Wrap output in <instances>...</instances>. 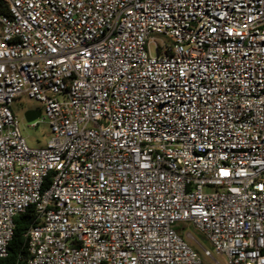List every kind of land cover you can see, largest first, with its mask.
Returning <instances> with one entry per match:
<instances>
[{
    "label": "built area",
    "instance_id": "built-area-1",
    "mask_svg": "<svg viewBox=\"0 0 264 264\" xmlns=\"http://www.w3.org/2000/svg\"><path fill=\"white\" fill-rule=\"evenodd\" d=\"M4 1L0 259L31 208L25 264H264V0Z\"/></svg>",
    "mask_w": 264,
    "mask_h": 264
},
{
    "label": "rangeland",
    "instance_id": "rangeland-1",
    "mask_svg": "<svg viewBox=\"0 0 264 264\" xmlns=\"http://www.w3.org/2000/svg\"><path fill=\"white\" fill-rule=\"evenodd\" d=\"M149 53L151 56H155V48L153 44L149 45ZM27 110H39L42 112V107L39 102L29 99L27 97L21 96L11 102L10 111L13 117L16 119L18 124V129L22 138H24L26 145L29 148L37 149L44 147L46 142L50 138V130L47 123H39L37 127L32 128L30 123H27L24 118V113ZM183 235L186 236L187 243L196 251H200L199 247L206 248L211 251L212 259L217 264H227L226 260L215 254L212 251L210 245L203 240V236L200 235L193 227L186 226L183 229ZM212 259H203L204 264H215Z\"/></svg>",
    "mask_w": 264,
    "mask_h": 264
},
{
    "label": "trees",
    "instance_id": "trees-1",
    "mask_svg": "<svg viewBox=\"0 0 264 264\" xmlns=\"http://www.w3.org/2000/svg\"><path fill=\"white\" fill-rule=\"evenodd\" d=\"M0 15H7V5L4 0H0ZM34 222L35 218L31 208L14 218L13 236L7 247V255L5 258L0 259V264L26 263L27 242L24 234ZM203 240L205 239L203 238Z\"/></svg>",
    "mask_w": 264,
    "mask_h": 264
},
{
    "label": "water",
    "instance_id": "water-1",
    "mask_svg": "<svg viewBox=\"0 0 264 264\" xmlns=\"http://www.w3.org/2000/svg\"><path fill=\"white\" fill-rule=\"evenodd\" d=\"M41 112L39 110H27L24 113V118L27 123H31L40 117Z\"/></svg>",
    "mask_w": 264,
    "mask_h": 264
}]
</instances>
